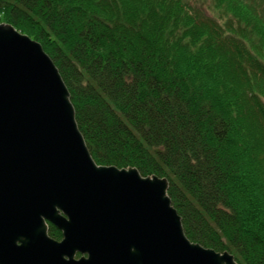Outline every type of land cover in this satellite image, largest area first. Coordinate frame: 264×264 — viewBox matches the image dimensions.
Segmentation results:
<instances>
[{"label":"trees","instance_id":"16d2710c","mask_svg":"<svg viewBox=\"0 0 264 264\" xmlns=\"http://www.w3.org/2000/svg\"><path fill=\"white\" fill-rule=\"evenodd\" d=\"M211 1L228 35L191 0H0V24L52 60L98 166L165 178L189 241L264 264V0Z\"/></svg>","mask_w":264,"mask_h":264},{"label":"water","instance_id":"95a60500","mask_svg":"<svg viewBox=\"0 0 264 264\" xmlns=\"http://www.w3.org/2000/svg\"><path fill=\"white\" fill-rule=\"evenodd\" d=\"M167 189L98 166L52 60L0 24V264H237L186 238Z\"/></svg>","mask_w":264,"mask_h":264},{"label":"rangeland","instance_id":"374dc122","mask_svg":"<svg viewBox=\"0 0 264 264\" xmlns=\"http://www.w3.org/2000/svg\"><path fill=\"white\" fill-rule=\"evenodd\" d=\"M191 4L194 7V9H198L199 12H201L203 15L202 17H206L207 19H212L214 22H217L220 26H222V29L225 28L224 23H226L225 18L218 14L220 11L218 9H214L212 4L214 5L213 1L211 0H191ZM214 9V10H213ZM224 26V28H223ZM225 28V34L228 35V31ZM258 58L261 60L262 64H264V53H258ZM165 179V178H164Z\"/></svg>","mask_w":264,"mask_h":264},{"label":"flooded vegetation","instance_id":"af4514ba","mask_svg":"<svg viewBox=\"0 0 264 264\" xmlns=\"http://www.w3.org/2000/svg\"><path fill=\"white\" fill-rule=\"evenodd\" d=\"M48 225H50V224H48ZM47 225V226H48ZM52 226V225H51ZM57 230V229H56ZM51 238V237H50ZM51 239H53V240H55V241H57V242H60L61 241V239H62V235H61V233H60V237L59 238H57V239H54V238H51ZM80 257V255L79 254H76L75 255V259H78Z\"/></svg>","mask_w":264,"mask_h":264}]
</instances>
